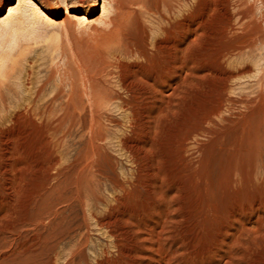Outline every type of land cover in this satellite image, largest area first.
I'll return each instance as SVG.
<instances>
[{
    "label": "rangeland",
    "instance_id": "rangeland-1",
    "mask_svg": "<svg viewBox=\"0 0 264 264\" xmlns=\"http://www.w3.org/2000/svg\"><path fill=\"white\" fill-rule=\"evenodd\" d=\"M32 1L0 0V264H45L41 197L52 264H264V0Z\"/></svg>",
    "mask_w": 264,
    "mask_h": 264
},
{
    "label": "bare ground",
    "instance_id": "bare-ground-1",
    "mask_svg": "<svg viewBox=\"0 0 264 264\" xmlns=\"http://www.w3.org/2000/svg\"><path fill=\"white\" fill-rule=\"evenodd\" d=\"M45 1H48V0H45ZM116 2L121 5H125L127 3L137 4L138 0H116ZM27 3L29 4L30 9L33 11V13L37 15V18L40 21H46L50 19V17L48 16V13L42 10L35 2H33L32 0H27ZM176 4H178V0H156L155 7L165 12L167 15H169L174 10V7ZM104 5H105V1L103 0V4L101 6L102 11L105 9ZM9 10L11 12L17 13V17H16L17 20H21L25 16V11L23 10L22 12L21 4H18L14 8L11 7L9 8ZM64 13L66 14L67 17L78 19L79 21L83 23L91 22V20L88 17L74 15L67 8L65 9ZM242 17L244 16H241V18ZM263 42H264V39L261 38V35H255L252 37L243 38L240 42L234 45L233 50L237 53H241L243 50L251 52L257 47V45H259L260 43L262 44ZM105 89L106 88L102 87L101 85L96 86L95 88L92 89V92L94 93V99L96 101L95 104L100 105L103 102H106L111 99L109 94L106 93ZM68 118H69V114H68L67 108L64 107L62 116H60L55 121L54 125L47 128L48 131L52 132L53 134L58 133L59 131H61L62 128L65 127V125L68 122ZM94 120H96V125H98L99 131L95 139L89 143V146H90L91 154L98 155L100 154V147L97 144L98 142L97 140L102 139L103 134L100 128V124H101L100 118L96 116ZM77 187H80V191H81V192L77 191L78 196H81L82 194V196L85 195V196L90 197V195L94 194L92 188L90 187L86 179L77 183ZM54 214H55V211L52 205L47 204L43 197H41L38 200V202H35L34 205L32 206L33 216H42L45 218V225H44L45 230L43 231V233H40L38 237L37 250L35 251L38 257H43L45 259V264H52L51 256H50V253L52 251V245L50 241H51V236H52ZM8 230L9 229L7 228L0 227V239H5L6 233ZM35 252L33 253L35 254ZM31 255L33 254L31 253ZM43 258H41V260H43ZM6 260H7V256L5 254H2L0 257V262H4Z\"/></svg>",
    "mask_w": 264,
    "mask_h": 264
}]
</instances>
